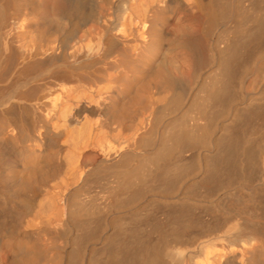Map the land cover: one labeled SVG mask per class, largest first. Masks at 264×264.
<instances>
[{
    "label": "bare ground",
    "instance_id": "6f19581e",
    "mask_svg": "<svg viewBox=\"0 0 264 264\" xmlns=\"http://www.w3.org/2000/svg\"><path fill=\"white\" fill-rule=\"evenodd\" d=\"M0 264H264V0H0Z\"/></svg>",
    "mask_w": 264,
    "mask_h": 264
}]
</instances>
